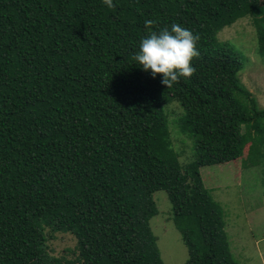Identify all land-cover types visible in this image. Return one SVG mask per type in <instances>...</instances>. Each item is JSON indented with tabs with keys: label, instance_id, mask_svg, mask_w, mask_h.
<instances>
[{
	"label": "trees",
	"instance_id": "obj_1",
	"mask_svg": "<svg viewBox=\"0 0 264 264\" xmlns=\"http://www.w3.org/2000/svg\"><path fill=\"white\" fill-rule=\"evenodd\" d=\"M255 1L0 0V264H62L48 246L56 232L73 235L81 264H164L150 226L159 190L184 264H239L200 168L243 158L248 135L246 166L264 165V107L218 38L249 16L264 56ZM173 23L199 34V55L167 86L134 53ZM173 102L196 143L185 166L164 113Z\"/></svg>",
	"mask_w": 264,
	"mask_h": 264
},
{
	"label": "rangeland",
	"instance_id": "obj_2",
	"mask_svg": "<svg viewBox=\"0 0 264 264\" xmlns=\"http://www.w3.org/2000/svg\"><path fill=\"white\" fill-rule=\"evenodd\" d=\"M261 3L255 1L257 7ZM253 6V3L251 4ZM218 38L230 43L236 51L242 68L239 83L246 87L264 107V56L257 50V34L251 17L239 19L222 29ZM171 131L173 149L182 166L196 160L195 139L179 128L183 109L173 102L164 108ZM243 158L228 163L200 168L204 187L224 213L225 230L230 248L239 264H264V165L246 166V154L252 135L245 137ZM158 214L150 221L157 237V245L164 264H184L187 248L172 220L171 203L165 191L153 195ZM76 240L70 233L56 232L48 241L50 254L60 258L62 264L75 262ZM73 261V262H72Z\"/></svg>",
	"mask_w": 264,
	"mask_h": 264
},
{
	"label": "clouds",
	"instance_id": "obj_3",
	"mask_svg": "<svg viewBox=\"0 0 264 264\" xmlns=\"http://www.w3.org/2000/svg\"><path fill=\"white\" fill-rule=\"evenodd\" d=\"M107 8H114V0H103ZM147 23H154L149 20ZM199 34L180 23L163 27L141 37L134 53L135 63L153 77L162 74V82L170 86L181 77H190L195 71L193 57L199 55Z\"/></svg>",
	"mask_w": 264,
	"mask_h": 264
}]
</instances>
